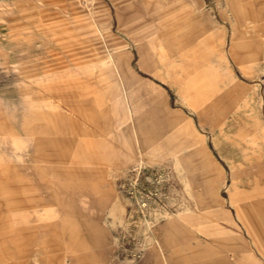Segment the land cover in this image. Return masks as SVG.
<instances>
[{"label":"rangeland","instance_id":"1","mask_svg":"<svg viewBox=\"0 0 264 264\" xmlns=\"http://www.w3.org/2000/svg\"><path fill=\"white\" fill-rule=\"evenodd\" d=\"M76 256L264 264V0H0V264Z\"/></svg>","mask_w":264,"mask_h":264},{"label":"crops","instance_id":"2","mask_svg":"<svg viewBox=\"0 0 264 264\" xmlns=\"http://www.w3.org/2000/svg\"><path fill=\"white\" fill-rule=\"evenodd\" d=\"M157 54H158L159 58L165 56V55H163L162 53H159V52H157ZM116 65H117V66H115L116 69L119 72L121 71V73L125 76V79L129 80L130 78L126 74V68H120V64L118 65V63H116ZM167 65L172 66L173 63L172 62H168ZM197 69L198 68H165L166 79L169 82V84H171V86L175 89V91L177 93L184 94L182 92L183 88L193 78V76H194V74H195ZM112 72H113V70H112ZM84 99H85V97H83V95H81V94L80 95H72V94H70L69 96L67 95V97L65 98V102L67 104H69L70 106L74 107L75 104H77V102H79V101L81 102ZM67 108L73 110L71 107L67 106ZM67 108H65V110H63V112H62L63 113V117H65L66 115H68L70 113V111ZM75 108H77V107L75 106ZM66 110L69 111V113ZM96 113H99L98 108H96ZM146 119H147V117H145L144 119L143 118L141 119V117L140 118L138 117V121H139L138 123L141 124V122H144V124H145L146 123V121H145ZM154 130H155V132H154V135H155L157 129L154 128ZM50 134L54 135L53 132H51ZM152 134H153V129H151V134L149 136H151ZM64 140H66L64 147H67L69 145V143H70V140L68 138H64ZM54 184H55V182H54ZM78 199H79V202H80V206H82V211H88L89 213H92L93 210L88 205V200L86 198V195L81 194L80 196H78ZM115 201H117V200L115 199ZM36 246L39 247L37 244H35V247ZM75 258L77 260L76 261L77 263L84 264V263L81 262L80 256L79 257L76 256Z\"/></svg>","mask_w":264,"mask_h":264}]
</instances>
